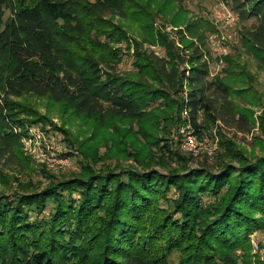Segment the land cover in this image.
<instances>
[{"label":"trees","instance_id":"1","mask_svg":"<svg viewBox=\"0 0 264 264\" xmlns=\"http://www.w3.org/2000/svg\"><path fill=\"white\" fill-rule=\"evenodd\" d=\"M187 1L0 0V163L51 122L38 100L85 137L78 171L0 193V264H264L250 241L264 230V114L261 154L222 133L255 127L264 0H222L253 22L215 76L217 25ZM185 109L200 139L222 123L212 158L180 149Z\"/></svg>","mask_w":264,"mask_h":264},{"label":"rangeland","instance_id":"2","mask_svg":"<svg viewBox=\"0 0 264 264\" xmlns=\"http://www.w3.org/2000/svg\"><path fill=\"white\" fill-rule=\"evenodd\" d=\"M187 5L193 14H202L206 18L212 19V22L217 25L218 31L209 35L208 46L212 55L211 76L218 75L225 66L226 56L233 54L236 46L240 45L239 31L244 27H249L253 19L249 18L241 21L239 16L230 9V6L222 0H189ZM228 14L233 18L230 23H227L224 19ZM170 28L169 26L167 29ZM217 44L222 45L228 52L221 54L217 49ZM177 46L181 47L182 44L177 42ZM144 48L163 54V48L159 46L145 44ZM253 63L251 62L250 68L255 74L256 80L253 82L252 91L248 92V99L251 98L255 101L250 106L256 120L255 127L248 133L230 127H227V129L222 127L223 135L234 140L246 154L250 155L261 154V145L255 140V137L260 135V115L264 114V72L258 71ZM129 68H131V58L125 56L124 61L120 64V70L125 71ZM38 101L39 111L48 115L51 122L30 126L29 136L22 138L21 141L23 153L21 160L18 157L19 160L12 164L10 159L6 158L0 163V193H11L13 189L19 187V182L32 181L36 182L38 188H44L50 181L47 178L48 174L59 177L78 171L80 168L83 157L78 143H80V139L85 137L80 135L81 131L79 130L80 127L77 126L78 123L73 124L65 120V116L61 117L57 108L53 112L46 113L45 102L43 100V102ZM221 124L218 120L215 127L211 129L213 135L207 134L204 138L207 141L217 139L219 143L216 127H221ZM61 128L67 131L66 134ZM89 135L87 134V137ZM100 151H102L101 148ZM202 156L204 155H198L199 158H203ZM130 162L132 161H127V163ZM14 177L17 179H14ZM255 216L264 220V213L258 212ZM250 241L252 252L257 253L264 260V230H254L250 234Z\"/></svg>","mask_w":264,"mask_h":264},{"label":"built area","instance_id":"3","mask_svg":"<svg viewBox=\"0 0 264 264\" xmlns=\"http://www.w3.org/2000/svg\"><path fill=\"white\" fill-rule=\"evenodd\" d=\"M224 19L227 23L233 20L230 14L226 15ZM217 49L221 54H226L228 52V50L220 44H217ZM182 118L183 123L178 128L180 149L195 157H198L200 154L212 157L218 148L217 139H212L210 141H207L205 138L200 139L195 133L187 109L182 112Z\"/></svg>","mask_w":264,"mask_h":264}]
</instances>
